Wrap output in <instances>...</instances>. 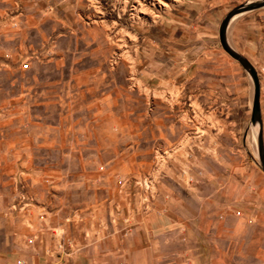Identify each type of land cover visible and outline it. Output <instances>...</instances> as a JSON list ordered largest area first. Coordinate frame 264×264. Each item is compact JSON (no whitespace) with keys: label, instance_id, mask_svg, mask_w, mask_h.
Instances as JSON below:
<instances>
[{"label":"rangeland","instance_id":"1","mask_svg":"<svg viewBox=\"0 0 264 264\" xmlns=\"http://www.w3.org/2000/svg\"><path fill=\"white\" fill-rule=\"evenodd\" d=\"M186 1L0 0L5 264L26 261L25 249L44 240L34 227L49 231V242L58 247L64 237L67 245L80 242L87 257L92 238L100 241L105 233L95 232V214L105 222L111 208L114 235L125 238L137 217L152 212L159 192L181 202L199 181L210 183L204 190L210 204L203 205L209 220L179 221L173 232L192 234L186 240L178 235L173 257L179 264H218V249L234 252L237 242L251 249L257 231L234 209L240 187L261 177L264 189L248 110L206 109L192 102L201 94L178 82L154 83L155 32ZM229 1L230 11L260 0ZM32 206L38 210L34 227L16 214ZM62 219L67 228L60 232ZM258 228L264 231V222ZM218 229L226 230L224 239ZM63 251L49 256L59 259ZM230 260L235 262L233 253Z\"/></svg>","mask_w":264,"mask_h":264},{"label":"crops","instance_id":"2","mask_svg":"<svg viewBox=\"0 0 264 264\" xmlns=\"http://www.w3.org/2000/svg\"><path fill=\"white\" fill-rule=\"evenodd\" d=\"M229 3V0H187L181 6L180 13L171 15L166 23L160 20L161 27L155 32L154 38L152 75L154 83L159 87L175 81L179 86L186 87L187 92L201 94L200 101L192 102L202 103L199 105L206 109H244L248 110L247 118L250 120L254 103L253 80L241 65L223 50L219 41L220 24L229 12L227 8ZM226 40L228 45L255 71L264 151V7L235 16L227 26ZM143 72L144 75L150 74L146 68ZM259 181H262L261 177ZM259 181H253L249 187H240L234 197V209L239 210L244 218L248 217L253 222L250 227L257 231L253 236L255 241L250 242L249 251L244 248L243 243H240L238 247V242L234 252L231 247L218 249L219 259L223 258V260H217L218 264H264V231H259L258 228V225L264 222V189L259 186ZM209 188V182L199 181L189 189L190 192L187 190L181 202L174 199L171 192L162 195L159 192L152 212L137 217L135 227L130 234L127 233L125 238L120 233L117 236L114 235L111 208H107L109 213L105 217V222L101 220L100 215L95 214L97 228L95 232L105 233H102V236L98 234L100 241L97 237L92 238L90 241L92 246L87 252V257L80 252L78 241H72L70 245H67L64 237L62 247L52 245V242H49V231L42 229L39 231L34 227L35 213L36 211L38 213L35 206L26 211L16 212L17 215L25 216L22 224L29 222L36 234L43 232L45 236L43 241H35L34 245L25 249L26 255H22L26 257V261L21 262L22 264H82L83 262L85 264H118V262L120 264H179V260L173 257V247L178 242L179 234L186 240V237H191L192 232L191 234L190 232H173V229L180 230V220L184 222L198 219L202 224L209 220V210L203 209V205L210 204L209 193L204 191ZM247 189L248 191H245ZM187 205L193 208L194 212H191L195 215L187 211ZM220 205L218 203L220 210L217 215L222 219L225 211ZM237 221L239 220L236 219ZM103 223L106 226H103ZM57 224V230L60 232L67 228V223L63 219ZM123 224L122 227H124ZM72 228L74 232H80V224L73 223ZM182 229L184 230L183 227ZM225 232L220 231L221 239H224ZM22 233L30 235L27 229ZM197 233L202 236V232H195ZM7 237H9L8 234L0 230V264H5L7 260V257L3 256L8 245L5 239ZM60 247L64 249L63 254L59 259H52L49 255L61 249ZM201 249L203 251V247ZM231 253L235 256V262L230 260Z\"/></svg>","mask_w":264,"mask_h":264},{"label":"water","instance_id":"3","mask_svg":"<svg viewBox=\"0 0 264 264\" xmlns=\"http://www.w3.org/2000/svg\"><path fill=\"white\" fill-rule=\"evenodd\" d=\"M264 7V0H260L257 3H247L245 5H241L239 7H235L232 10H230L226 16L223 18L220 28H219V41L221 44V47L223 50L234 60H236L241 67L249 74L251 79L254 83V103L253 107L251 108V116H250V124L252 128L255 131V138H256V149H257V156L260 162L261 170L264 173V151H263V141H262V135H261V122L259 117V107H258V98H259V92H258V85H257V78L255 71L253 67L239 54H237L227 43L226 40V30L227 26L229 25L230 21L237 15L255 10L260 9Z\"/></svg>","mask_w":264,"mask_h":264},{"label":"bare ground","instance_id":"4","mask_svg":"<svg viewBox=\"0 0 264 264\" xmlns=\"http://www.w3.org/2000/svg\"><path fill=\"white\" fill-rule=\"evenodd\" d=\"M253 128H254V127H253ZM251 137H252V141L256 139V138H255V131L253 132V134H252Z\"/></svg>","mask_w":264,"mask_h":264},{"label":"built area","instance_id":"5","mask_svg":"<svg viewBox=\"0 0 264 264\" xmlns=\"http://www.w3.org/2000/svg\"><path fill=\"white\" fill-rule=\"evenodd\" d=\"M17 264H22V262L21 261H18Z\"/></svg>","mask_w":264,"mask_h":264}]
</instances>
